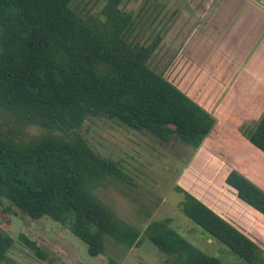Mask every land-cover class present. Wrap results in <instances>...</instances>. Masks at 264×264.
<instances>
[{
	"label": "trees",
	"instance_id": "16d2710c",
	"mask_svg": "<svg viewBox=\"0 0 264 264\" xmlns=\"http://www.w3.org/2000/svg\"><path fill=\"white\" fill-rule=\"evenodd\" d=\"M121 1L106 0L92 14L78 11L74 0H0V109L21 125L60 133L24 141L0 136V217L11 212L4 201L31 219L49 217L67 225L90 256L104 253L107 238L130 248L139 243L141 232L95 194L105 181L132 179L118 161L101 156L76 133L85 119L117 120L193 148L215 123L207 110L148 65L160 37L148 44L127 38L132 14L120 7ZM247 136L264 154V113ZM225 183L264 216L262 189L235 170L226 174ZM175 189L184 194L180 209L190 221L247 264H264L248 235L190 192ZM169 223L170 218L153 220L143 231L166 255L164 264H224ZM20 237L38 251L33 241ZM12 242L0 228V262Z\"/></svg>",
	"mask_w": 264,
	"mask_h": 264
},
{
	"label": "rangeland",
	"instance_id": "374dc122",
	"mask_svg": "<svg viewBox=\"0 0 264 264\" xmlns=\"http://www.w3.org/2000/svg\"><path fill=\"white\" fill-rule=\"evenodd\" d=\"M105 1L74 0L73 6L83 13L96 14ZM219 1L223 0H122L120 3L122 9L132 14V23L125 33L131 42L148 44L160 37L148 65L171 79L174 85H178L182 92L214 117V126L205 136L207 139L204 138L201 148L185 145L175 137L162 141L147 131L135 130L105 117L89 116L76 130L96 152L118 161L131 177V183L105 181L95 189V194L120 220L140 230L139 243L127 248L107 238L104 253L90 256L86 244L67 225L46 216L31 219L4 201L11 212L3 213L7 221L0 217V228L13 242L0 264H164L166 255L143 235V231L150 221L165 218H170V226L200 251L219 258L224 264H247L182 213L180 202L184 194L175 186L196 193L216 211L225 212L223 217L258 245L260 257L264 259V216L241 202L238 203L246 210L242 211L239 207L235 210L231 206V199L237 198L225 183V174L233 169L227 165L217 167L221 163L241 165L239 169L255 183L234 170L264 191L257 185L264 183V156L250 146H238L241 144L239 138L243 139V143L245 139L248 141L247 131L264 113V60L257 62L258 65L252 61L251 69L243 72L241 78H234L232 72L235 67L232 60H240L241 65L249 57L264 55V23L252 31L247 27L240 29L233 44L228 39L225 40L226 45L216 46L218 34L210 30L207 32L208 29L204 33L207 43L194 41L192 33L196 24L206 19L203 12L207 11V7L218 6ZM261 1L264 3V0ZM252 11L257 16L264 15V5L257 4ZM211 20L208 23L211 24ZM215 24L214 18V26H210L215 29ZM245 30L246 40L243 38ZM188 40L189 45L186 43ZM215 50L219 57L211 56ZM223 58L231 59L224 65L226 68ZM238 61L235 65H239ZM228 67L232 72L231 77L228 75L229 84L219 85L220 77L223 78L222 73ZM234 79L241 84L238 88L233 87ZM206 100L211 103L209 107L213 113ZM44 133L60 134L39 126L21 125L0 109V136L24 141ZM208 148L212 151L208 152ZM206 154L212 157L203 159ZM20 235L33 241L38 253L27 246Z\"/></svg>",
	"mask_w": 264,
	"mask_h": 264
},
{
	"label": "crops",
	"instance_id": "0c3cea01",
	"mask_svg": "<svg viewBox=\"0 0 264 264\" xmlns=\"http://www.w3.org/2000/svg\"><path fill=\"white\" fill-rule=\"evenodd\" d=\"M258 1H260V2H241V1H237V0H223V1H219V4H218V6H216V7H207L206 9H207V11H205V12H203V13H205L204 15H205V17H206V19H205V21L203 22V23H198V24H196V30L194 31V33H192V38H194L193 40L195 41V40H199V41H201V43L202 44H204V43H207V42H205V39H204V37H205V35L206 34H204L205 33V29L207 30V32L210 30V32H216L218 35H216V37H217V44H216V46H218V45H220V46H223V45H226L225 44V40H230V43H236V35H237V32L240 30V29H243V28H245V27H247L248 29H249V31H252L253 29H255L256 27H260V26H263V23H264V15H256L255 14V12H253L252 10H253V8H255L256 6H257V4H263L264 5V3L261 1V0H258ZM208 5V4H207ZM253 12V13H252ZM215 18V22H216V24H215V29L212 27V26H214V18ZM210 19H212L211 20V24L210 23H208V21L210 20ZM210 25H212V26H210ZM199 28H201V30H200V32H198L197 34H195V32H197L198 31V29ZM204 34V35H203ZM201 35V37H200V39H198V36H200ZM243 38H245V40H246V38L248 37L247 36V34H246V30H245V32L243 33ZM234 37V38H233ZM218 39L220 40V42L218 41ZM231 39H233L234 41H232L231 42ZM237 41H238V36H237ZM188 42V45H189V40L188 41H186V43ZM264 42V41H263ZM241 43V42H240ZM186 45V44H185ZM244 45H246V44H244ZM244 46H242L241 48H243ZM213 48L215 49V47L213 46ZM184 52H187V51H184ZM208 54V53H207ZM179 55H182V53H179ZM237 55V54H236ZM212 57H214V56H218L219 57V55L217 54V51L215 50V53L214 54H212L211 55ZM208 58H209V60L208 61H210V56H208ZM213 59H217V58H213ZM231 59H237V58H235V57H231ZM231 59H229V60H231ZM239 59H240V57H239ZM229 60H227V58H223V66L224 65H226V63L229 61ZM261 60H264V55H260V56H254V57H249V59L248 60H246V62L245 63H241V65H240V60L238 61V60H236V62L238 61V64L239 65H235V61H233L232 60V63H233V65L235 66L234 68H233V77L234 78H238V76L241 78V75H242V73L243 72H248L250 69H251V67H252V61H253V63H255V64H257V62H259V61H261ZM221 62V61H220ZM258 65V64H257ZM257 65H255L256 67H257ZM227 66H224V68H226ZM231 72V68L230 67H228L227 69H225L224 71H223V73H222V75H223V78H221L220 77V81L221 82H219V85L220 84H222L223 83V85L224 86H227L228 84H229V80H230V78L229 77H231V75H232V72ZM160 73V72H159ZM230 74V75H229ZM228 75H229V77H228ZM237 76V77H236ZM169 81L171 80V79H168ZM233 82H234V84H233V87L234 88H238L241 84H240V82H238V79H234V80H232ZM172 82V81H171ZM175 83V82H174ZM176 86V85H175ZM178 86V85H177ZM179 87V86H178ZM181 90V89H180ZM189 95V94H188ZM191 96V95H190ZM192 97V96H191ZM195 98V97H194ZM207 99H209V102H211L212 103V100L210 99V98H207ZM206 103H207V105H208V107H209V105H210V107H211V103H209L208 104V101L206 100ZM223 105H225V103L223 102ZM210 107H209V109H210ZM212 109V108H211ZM210 109V110H211ZM211 112H212V110H211ZM213 113V112H212ZM215 115H217V114H215ZM218 116V115H217ZM220 116V115H219ZM221 118H223V116H220ZM228 118H231V117H228ZM256 124V123H255ZM254 124V125H255ZM253 125V126H254ZM252 126V127H253ZM251 130V129H250ZM249 131V130H248ZM248 131H247V134H248ZM210 135H213L212 133L210 134ZM209 135V136H210ZM208 136V137H209ZM248 138V137H247ZM207 138H205V140H206ZM204 140V139H203ZM205 140L200 144V146H199V148H201L202 146H203V143L205 142ZM242 140L243 139H240L239 138V141L241 142V144L240 145H238L239 147L240 146H242V147H248L249 148V146L250 147H252L255 151H257L259 154H261L262 156H264V154L260 151V150H258L257 148H255L250 142H249V140L247 141V139H245L246 140V142L245 143H243L242 142ZM209 151H212L210 148H208V152ZM237 155H238V153H237ZM204 157L206 158V157H212L210 154H206L205 156H203V159H204ZM259 159H261V158H259ZM204 161V164H205V160H203ZM222 165H227L228 167H230L231 169H237L238 171H240L243 175H245L247 178H249L251 181H253L249 176H247L242 170H240L239 168H242L241 167V165L239 166V165H236V166H231L230 164H228V163H221V164H219L217 167H221ZM205 166H206V168H207V164H205ZM227 174V173H226ZM226 174H225V176H226ZM254 182V181H253ZM214 183V182H213ZM212 183V184H213ZM255 183V182H254ZM257 184V183H256ZM257 185H259V186H261L262 188H264V183H259V184H257ZM229 186V185H228ZM230 187V186H229ZM231 188V187H230ZM232 189V188H231ZM233 190V189H232ZM216 191V190H215ZM192 192H194V191H192ZM191 193V192H190ZM195 193V192H194ZM192 194V193H191ZM195 197H197L200 201H202L204 204H206L208 207H210L212 210H214L216 213H218L221 217H223V216H225L226 215V213L225 212H223V214L222 213H220V212H218V211H216L208 202H206L204 199H202V198H200V197H198L197 195H196V193L195 194H193ZM236 196V195H235ZM226 197V196H225ZM224 197V198H225ZM237 198V197H236ZM231 199V198H230ZM232 200V204H231V206H234L235 207V210H237L236 208L237 207H239V208H241V210L243 211V210H246L245 209V207L244 206H242L240 203H238V202H241V203H243L244 205H246L247 206V208H248V206L249 205H247L246 203H244L243 201H241L240 199H235V200H233V199H231ZM214 201H218V200H216V199H214ZM225 203H227V202H225ZM250 207V206H249ZM239 214H241V215H243V213H239ZM224 218V217H223ZM225 219V218H224ZM228 221V220H227ZM233 224V223H232ZM233 225H235V224H233ZM236 226V225H235ZM238 227V226H237ZM239 228V227H238ZM240 229V228H239ZM241 230V229H240Z\"/></svg>",
	"mask_w": 264,
	"mask_h": 264
}]
</instances>
